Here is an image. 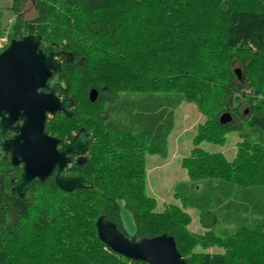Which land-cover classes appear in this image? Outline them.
<instances>
[{
    "label": "trees",
    "instance_id": "trees-1",
    "mask_svg": "<svg viewBox=\"0 0 264 264\" xmlns=\"http://www.w3.org/2000/svg\"><path fill=\"white\" fill-rule=\"evenodd\" d=\"M12 1L9 44L38 34L74 55H59L68 87L57 89L74 100L73 114L55 115L46 129L62 143L86 129V162L66 172L93 186L68 192L53 176L22 198L12 183L20 166L0 157V264H148L99 237L102 215L122 229L119 195L140 235H172L188 264H264V0H31V20L22 15L28 0ZM184 102L206 117L182 160L192 184L159 211L147 155L168 154ZM225 111L234 119L222 124ZM231 131L242 137L232 160L201 147L223 145ZM188 208L205 231L190 228Z\"/></svg>",
    "mask_w": 264,
    "mask_h": 264
},
{
    "label": "water",
    "instance_id": "water-1",
    "mask_svg": "<svg viewBox=\"0 0 264 264\" xmlns=\"http://www.w3.org/2000/svg\"><path fill=\"white\" fill-rule=\"evenodd\" d=\"M61 53L73 61L74 55L61 51L58 43L38 34H28L13 39L0 54V157H10L14 165L24 167L22 175L12 180L13 191L22 198L34 183H44L55 170L56 183L63 190L72 192L93 186L82 176L65 174L74 154L87 153L89 134L86 129H80L73 140L62 147L61 140L46 130L48 120L55 115L73 114L74 100L63 98L57 90L68 87L58 59ZM78 63L82 65L84 58ZM235 73L242 78L241 68H236ZM98 93L96 88H91L89 99L95 102ZM248 111L246 109L245 113ZM219 121L232 122V113L223 112ZM6 133L10 136L6 137ZM115 203L122 229L108 216H100L97 230L103 242L132 260L148 264H188L172 235H140L136 215L128 207L126 198L119 195Z\"/></svg>",
    "mask_w": 264,
    "mask_h": 264
},
{
    "label": "rangeland",
    "instance_id": "rangeland-1",
    "mask_svg": "<svg viewBox=\"0 0 264 264\" xmlns=\"http://www.w3.org/2000/svg\"><path fill=\"white\" fill-rule=\"evenodd\" d=\"M12 4V0H0V11H2L0 21L4 28V34L0 35L2 38V40L0 39V49L9 44L11 25L15 21ZM22 15L26 20H31L36 16V9L31 0L24 4ZM205 120V115L198 110L194 103H182L175 110V127L169 137L168 154L166 156L147 155L146 184L148 192L158 201L157 209L159 211H162L165 205L179 203L178 196L175 195L176 192L186 191L187 193L190 190L192 181L188 176L187 169L182 166V160L190 155L194 148L193 138L199 125ZM225 138L226 142L223 145L205 141L201 147L213 152H222L229 160H232L236 156L237 146L242 141V137L238 131H231ZM153 159L157 161L156 164L152 162ZM187 211L193 218L190 228L196 232L205 231L200 223L199 212L192 208H188ZM208 251L222 252L218 248H210Z\"/></svg>",
    "mask_w": 264,
    "mask_h": 264
},
{
    "label": "flooded vegetation",
    "instance_id": "flooded-vegetation-1",
    "mask_svg": "<svg viewBox=\"0 0 264 264\" xmlns=\"http://www.w3.org/2000/svg\"><path fill=\"white\" fill-rule=\"evenodd\" d=\"M73 61H74V59H73ZM248 113H246V115H247ZM233 119H234V116H233ZM50 120V119H49ZM48 120V121H49ZM48 123V122H47ZM47 126V125H46ZM82 129V128H81ZM47 130V129H46ZM48 132V131H47ZM79 132V131H78ZM78 132H76V133H74V135H76ZM49 133V132H48ZM50 135H52L51 133H49ZM6 137H9L10 135L8 134V133H6V135H5ZM52 136H54V135H52ZM57 137V136H56ZM58 138V137H57ZM73 140V138L72 139H70V140H68L67 142H65V143H62V141H61V143H60V147H62V146H64V145H66V144H68V143H70L71 141ZM88 141H89V138H88ZM88 151H89V146H88V150H87V153L84 155V156H80V155H78V154H74L73 155V159H72V163L70 164V166L68 167V168H70V167H77L78 165H83L85 162H86V156H87V154H88ZM4 158V157H3ZM8 158H10V157H8ZM5 159H7V158H5ZM20 168H21V175H22V173H23V169H24V167L21 165L20 166ZM67 168V169H68ZM66 169V170H67ZM56 173H57V170H55L54 171V173H53V175L51 176V177H53L54 176V178L56 177ZM65 174H67V175H69V176H74V177H78V176H82V177H84L83 175H81V174H79V172L78 171H76V173L75 174H73V175H71V174H68L66 171H65ZM50 177V178H51Z\"/></svg>",
    "mask_w": 264,
    "mask_h": 264
},
{
    "label": "crops",
    "instance_id": "crops-1",
    "mask_svg": "<svg viewBox=\"0 0 264 264\" xmlns=\"http://www.w3.org/2000/svg\"><path fill=\"white\" fill-rule=\"evenodd\" d=\"M178 146H179V148H180V144L178 143ZM152 162L154 163V164H156L157 163V161L156 160H152Z\"/></svg>",
    "mask_w": 264,
    "mask_h": 264
},
{
    "label": "built area",
    "instance_id": "built-area-1",
    "mask_svg": "<svg viewBox=\"0 0 264 264\" xmlns=\"http://www.w3.org/2000/svg\"><path fill=\"white\" fill-rule=\"evenodd\" d=\"M2 40V38H0ZM5 41V40H4Z\"/></svg>",
    "mask_w": 264,
    "mask_h": 264
}]
</instances>
